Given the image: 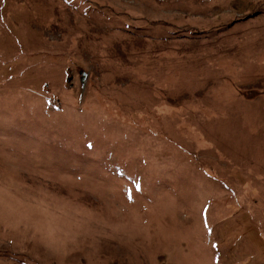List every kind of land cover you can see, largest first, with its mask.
I'll list each match as a JSON object with an SVG mask.
<instances>
[{"label": "rangeland", "instance_id": "374dc122", "mask_svg": "<svg viewBox=\"0 0 264 264\" xmlns=\"http://www.w3.org/2000/svg\"><path fill=\"white\" fill-rule=\"evenodd\" d=\"M0 264H264V0H0Z\"/></svg>", "mask_w": 264, "mask_h": 264}]
</instances>
